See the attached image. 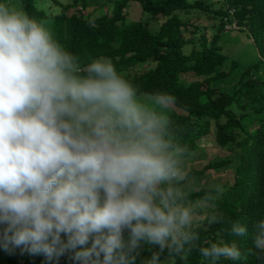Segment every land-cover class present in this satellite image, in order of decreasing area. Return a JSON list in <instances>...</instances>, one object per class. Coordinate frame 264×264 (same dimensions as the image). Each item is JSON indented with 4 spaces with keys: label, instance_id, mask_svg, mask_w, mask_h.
I'll return each mask as SVG.
<instances>
[{
    "label": "clouds",
    "instance_id": "1",
    "mask_svg": "<svg viewBox=\"0 0 264 264\" xmlns=\"http://www.w3.org/2000/svg\"><path fill=\"white\" fill-rule=\"evenodd\" d=\"M176 103L141 92L110 57L82 67L49 21L0 3V246L49 264L65 255L136 264L145 246L141 264L187 261L194 250L206 264L246 258L219 237L200 245L201 226L226 222L218 211L226 189L191 198L192 153L170 115ZM254 229L264 261V220ZM228 231L248 234L239 220Z\"/></svg>",
    "mask_w": 264,
    "mask_h": 264
},
{
    "label": "trees",
    "instance_id": "2",
    "mask_svg": "<svg viewBox=\"0 0 264 264\" xmlns=\"http://www.w3.org/2000/svg\"><path fill=\"white\" fill-rule=\"evenodd\" d=\"M53 1L61 11L54 16L51 27L66 50L79 58L82 67L100 56L112 58L117 71L126 74L141 92H167L177 98L175 107L181 113L172 111L170 115L182 129V141L188 144L191 153L214 127L217 144L225 152L238 155L234 182L224 186L226 192L218 201V211L226 222L208 229L201 226L200 245L204 246L205 239L218 237L228 243L236 242L246 258L239 261L221 258L218 264H264L257 259L253 244L254 225L264 220V0H222L219 7L211 0H72L67 5ZM131 2L139 3L143 14L152 20L161 19L159 28L152 30L148 21H129L125 11ZM92 4L109 11L87 15ZM21 6L32 17L47 18L35 6V0H21ZM191 11L211 14V21L215 22L212 27L218 32L226 30V25L235 20L237 31H246L254 41L260 61L246 68L235 61L225 71L227 56L219 44L220 33L213 35L210 43L205 37H197L199 27L180 15ZM90 20H94L95 27L89 25ZM188 30L190 37L185 36ZM186 46H192L189 54L184 53ZM237 68L241 72L234 88L227 93L217 83ZM231 163L230 158H222L206 164L200 171L189 170V177ZM207 190L192 191L191 198L197 199ZM237 220L247 225L246 236L228 231L231 222ZM1 248L6 264H49L44 256L31 255L22 248L12 251ZM150 255L145 246L136 264ZM58 264L76 262L65 255ZM175 264L206 262L194 250L187 261L177 258Z\"/></svg>",
    "mask_w": 264,
    "mask_h": 264
},
{
    "label": "rangeland",
    "instance_id": "3",
    "mask_svg": "<svg viewBox=\"0 0 264 264\" xmlns=\"http://www.w3.org/2000/svg\"><path fill=\"white\" fill-rule=\"evenodd\" d=\"M62 5H67L72 3V0H57ZM216 3L219 7L222 0H211ZM5 2V0H0V3ZM9 3L21 6V0H8ZM35 6L43 10L47 18L45 20L53 23L54 16L58 15L61 11L59 5H57L53 0H35ZM108 8L97 9L96 4H92L86 11L87 15H101L104 12H108ZM97 10V11H95ZM127 19L129 21H148L151 24L152 30H157L160 26L161 19L152 20L150 17L145 16L142 9L137 2H131L128 9L125 11ZM180 15L189 21L194 26H198L200 31L197 33V37H205L207 42L210 43L213 35L220 33L219 44L221 45L222 52L227 56V61L224 65V70L229 71L233 62H238L242 67H250L260 61L259 52L254 44V41L249 38L246 31L230 30H218L212 25L211 14L203 13L200 11H191L190 13H180ZM218 23V21H216ZM185 36L190 37V30L185 32ZM192 51V46L184 47V53L189 54ZM241 72L240 68H237L231 75L224 81L218 82L217 85L225 90V92H231L236 84V79L238 74ZM189 80H192L191 78ZM188 80V82H190ZM227 100V98H223ZM172 111L181 113L177 107H173ZM215 128L212 127L211 133L198 141V148L192 153V155L187 160L186 164L189 170L200 171L204 166L210 162H215L221 160L222 158H230L232 163L219 170H209L203 175L191 176L188 180V186L192 191L201 188H210L211 186L221 184L224 186H230L233 184L234 173L236 166L238 164V155L230 153L222 149L215 140ZM165 259V258H164ZM0 264H6L4 252L0 246Z\"/></svg>",
    "mask_w": 264,
    "mask_h": 264
},
{
    "label": "built area",
    "instance_id": "4",
    "mask_svg": "<svg viewBox=\"0 0 264 264\" xmlns=\"http://www.w3.org/2000/svg\"><path fill=\"white\" fill-rule=\"evenodd\" d=\"M233 12H234V10L231 11V13H233ZM226 28L228 30H237L239 28V26H238L237 22L234 20L231 23H228L226 25Z\"/></svg>",
    "mask_w": 264,
    "mask_h": 264
}]
</instances>
